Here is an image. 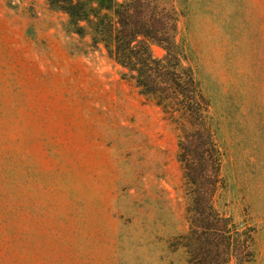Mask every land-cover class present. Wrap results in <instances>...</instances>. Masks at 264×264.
Returning <instances> with one entry per match:
<instances>
[{"label":"rangeland","instance_id":"obj_1","mask_svg":"<svg viewBox=\"0 0 264 264\" xmlns=\"http://www.w3.org/2000/svg\"><path fill=\"white\" fill-rule=\"evenodd\" d=\"M166 2L223 153L219 203L264 264V0ZM67 22L0 0V264H188L178 131Z\"/></svg>","mask_w":264,"mask_h":264},{"label":"trees","instance_id":"obj_2","mask_svg":"<svg viewBox=\"0 0 264 264\" xmlns=\"http://www.w3.org/2000/svg\"><path fill=\"white\" fill-rule=\"evenodd\" d=\"M68 16L67 28L106 51L163 118L178 131L177 160L189 230L176 237L188 264H246L252 258L254 229L236 222L220 205L225 188L223 153L216 140L210 104L176 40L178 14L166 0H48ZM165 51L154 57L151 46Z\"/></svg>","mask_w":264,"mask_h":264}]
</instances>
